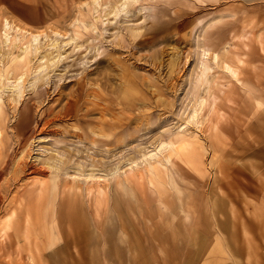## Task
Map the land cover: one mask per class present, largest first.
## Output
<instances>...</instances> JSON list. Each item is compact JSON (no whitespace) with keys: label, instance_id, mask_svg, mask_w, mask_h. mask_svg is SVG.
Returning a JSON list of instances; mask_svg holds the SVG:
<instances>
[{"label":"rangeland","instance_id":"rangeland-1","mask_svg":"<svg viewBox=\"0 0 264 264\" xmlns=\"http://www.w3.org/2000/svg\"><path fill=\"white\" fill-rule=\"evenodd\" d=\"M94 1L0 0V32L43 33L29 58L51 66L0 90V264H264V0ZM202 45L220 53L207 83ZM199 95L222 116L127 178Z\"/></svg>","mask_w":264,"mask_h":264},{"label":"bare ground","instance_id":"bare-ground-1","mask_svg":"<svg viewBox=\"0 0 264 264\" xmlns=\"http://www.w3.org/2000/svg\"><path fill=\"white\" fill-rule=\"evenodd\" d=\"M94 2L98 6L101 5L100 0H95ZM118 2H121V0H117V3ZM128 2H129V0H122V2L119 5H115V6L113 5V7H111L110 12L114 13L113 15L117 14V12H119L121 7H123L124 5H127ZM98 6H97V8H98ZM94 10L96 11L95 8H94ZM95 11H94V13H95ZM110 12H108V13H110ZM108 13H107V16H108ZM104 16H105V14H104ZM223 17L224 16L221 15L217 19H220ZM12 22L9 19L4 18V21L2 24V29L0 32L1 33L0 34V46H5L7 48V49H5V51H7L9 49L6 52L7 55H5V57L7 58V61H8L6 63L5 68L11 64V65H15L16 67L17 66L21 67L22 71L20 72V74L17 76V78L15 80H9L10 78L8 79V77L4 76L3 70L1 69L0 70V90L3 87L4 88L5 87L10 88L11 87V89H15L16 93H20V92H22L21 90L24 86V83H23L24 79L23 78L25 75L34 74L33 78L35 80H38L39 78H42L44 75H46V69H48L51 66H49V67L47 66L49 64V62L47 64L49 57L45 58L46 55H43L41 58H38L37 64H34V65L31 64V58H29L30 55H33V54H36L37 52H39V48H40L39 38L43 33L29 31L28 29H26V27H23L19 24L12 23ZM101 22L104 23L105 19H102ZM54 33L59 34L56 30L54 31ZM54 40L55 39L51 40L47 44V47H49V45L53 46L56 43V42H53ZM76 45H77V47L81 46L79 44H76ZM16 47L18 48L19 52L14 54L11 49L16 48ZM58 53L59 52H57V54ZM0 54L3 55V52H0ZM200 55H201V58L198 61L199 62V76L198 77L200 78L201 82L206 81L205 83H207L208 82L207 76H208L209 71L211 69V65L209 64V62L211 64L214 63L215 65H218L219 59H220V53H219V51L213 50L212 48L210 49L209 47L207 48V47L202 45V46H200ZM2 58H4V55ZM32 58H34V56ZM56 59L57 60L61 59L60 54L57 58L55 56V59L53 57V60L50 61V64L52 65ZM224 64L226 67L225 71H227V73H230L233 77H235L237 81H241L239 79V77L237 76V73H238L237 70L229 63L228 64L224 63ZM0 66H2V65H0ZM43 72H45V74ZM27 81H29V80L27 79ZM29 83H32V82H29ZM241 84H243V82ZM31 86H32V84H31ZM16 95L18 96V94H16ZM19 96H20V94H19ZM184 112H185V119L183 122H181L180 124H178L176 126V129H177L176 135L173 134L174 136H170L168 139H165V140L158 139V141L156 143H154V145L152 147H149V148H147V150L143 151L141 153V155L138 157V159H134L132 161H129L128 165H129V170H130L129 174L130 175H129V177L127 176V178H132V179L140 178L141 179L142 178L141 176L143 175V173L144 174L155 173L158 169V166L163 165L164 163H166V161H170L169 163L170 164L172 163L171 166H173V161H171V153H172L171 150H172V148L174 147V149L181 154L182 153L186 154V153H188L189 148H192V146H191L193 144L192 142L197 141V139L195 138V134L192 133L193 131L190 130L187 127V125L191 124L193 127L196 128V130L198 128L202 129V126L205 123H207L208 120H210L209 117L215 116V119H219L222 116L221 110H219L217 108L215 101H213L210 105H208L207 100L205 98H203L201 95L197 96V98H195V99H192L189 102L188 106L186 107V111L184 110ZM21 152H22V150H21ZM52 157H54V156H52ZM45 158H46V156H45ZM51 159H53V158H51ZM48 161H50V160H48ZM77 163H79V162H77ZM50 167H53V166H50ZM51 174H52V176L54 175V173H51ZM83 177L82 178L85 181H88V180H90L88 178H91L94 181H101V182L103 181L104 183L107 182V179L104 176L100 179L98 176H94L93 174H87L86 173L85 176H83ZM10 218H11V215H8L7 217H5L4 226L8 224ZM119 227H120L119 228V235L122 238L126 239V236H125L126 234L124 233L126 231L120 225H119ZM178 232H180L181 234L184 233L181 231H178ZM102 241H104V237H103ZM127 249L130 252H132L133 249H132L131 243L129 246H127ZM219 251H221V250H219ZM210 259H211V257H210ZM212 259H214V258H212Z\"/></svg>","mask_w":264,"mask_h":264}]
</instances>
